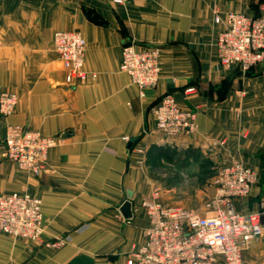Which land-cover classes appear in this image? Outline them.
Returning a JSON list of instances; mask_svg holds the SVG:
<instances>
[{
  "label": "crops",
  "instance_id": "obj_1",
  "mask_svg": "<svg viewBox=\"0 0 264 264\" xmlns=\"http://www.w3.org/2000/svg\"><path fill=\"white\" fill-rule=\"evenodd\" d=\"M264 1V0H262ZM261 2V1H260ZM259 0H0V92L19 101L8 122L58 143L40 176L2 156L0 194L27 191L42 200L43 245L0 232V264H128L149 217L141 203L155 180L147 151L185 147L256 170L257 181L235 208L249 212L264 199V63L252 73L218 66L214 39L229 12L255 15ZM259 8V7H258ZM76 29L86 39V81L66 82L54 34ZM124 37L138 47L161 46L157 86L141 97L121 68ZM198 90L185 94L186 87ZM197 111L192 136L166 137L152 106L165 93ZM227 139L226 145L217 144ZM223 161V162H224ZM130 200L132 216L120 208ZM245 264H264V230L244 250Z\"/></svg>",
  "mask_w": 264,
  "mask_h": 264
},
{
  "label": "built area",
  "instance_id": "obj_2",
  "mask_svg": "<svg viewBox=\"0 0 264 264\" xmlns=\"http://www.w3.org/2000/svg\"><path fill=\"white\" fill-rule=\"evenodd\" d=\"M123 3L124 0H113ZM216 36L219 63L229 70L247 73L264 63V4L259 13L248 15L229 12ZM54 46L67 71L68 82L86 81L84 68L86 40L76 30H59ZM159 48H138L134 40H125L121 68L138 88L139 95L157 85L161 74ZM191 86L185 94L193 93ZM18 95L0 92V114L5 136L2 156L27 173L40 176L48 162L49 150L58 140L40 131L8 122L16 110ZM157 129L167 138L192 136L197 128V113L183 108L171 92L152 106ZM257 180V172L241 160L221 165L213 178L215 194L208 203L209 211H199L180 204L165 202L155 189L142 202L149 224L142 232L141 242L133 247L128 264H245L244 250L259 239L264 230V199L254 211L235 208V201L247 197ZM0 231L16 238L58 246L65 238L44 239L42 200L27 191L0 194Z\"/></svg>",
  "mask_w": 264,
  "mask_h": 264
},
{
  "label": "rangeland",
  "instance_id": "obj_3",
  "mask_svg": "<svg viewBox=\"0 0 264 264\" xmlns=\"http://www.w3.org/2000/svg\"><path fill=\"white\" fill-rule=\"evenodd\" d=\"M259 2H260L259 6L258 5L255 6L256 4H254V6L252 7V9H254L253 11H255V12L258 11L261 8V6L264 4V1H262V0H259ZM72 30H76V29H72ZM76 31H79V30H76ZM79 32L82 34L81 31H79ZM217 32H218V29L216 31V36H217ZM124 39L133 41V39L130 37L129 38L124 37ZM215 41H216V37L214 39V45L216 48ZM135 45L138 47L136 42H135ZM153 46H155L156 48H159V51H160L159 57H160V61H161V50H162L161 46H159V45H153ZM53 47H54L55 56H57L58 53L55 50L54 38H53ZM138 48H142V47H138ZM143 48H145V47H143ZM216 55H217V51H216ZM217 63H218V66H220L221 68H224L227 71H231V70L223 67L219 63L218 58H217ZM260 65H258V66H260ZM258 66H256V67H258ZM62 67H63V65H62ZM256 67H254L253 70ZM63 69H64V72L66 75V78H65L66 82H68L67 71L65 70L64 67H63ZM235 70L239 71L238 69H235ZM161 73H162V62H161ZM240 73H242V72H240ZM242 74H245V73H242ZM160 78H161V74H160ZM75 80H76V78L74 79V81ZM191 86L195 87L196 91L198 90V87L196 85H191ZM191 86H188V87H191ZM188 87H186V88H188ZM162 96H160V98ZM18 101H19V98H18ZM17 105H18V103H17ZM16 108H17V106H16ZM196 113H197V111H196ZM0 116H1V114H0ZM12 124H14V123H12ZM3 144H4V142H3ZM217 144H221L224 146L227 144V139L221 140L220 143L215 142L213 145L216 146ZM171 148L177 151V154L175 155L173 161H168L167 159L162 158L159 160H153V161L149 162L150 169H151V177L155 180L154 190L155 189L159 190L160 198L162 200H164L165 202L180 204V205H183L185 207H189V208H192L194 210H197L201 214H206L209 211L208 203L211 201V199L213 198V196L215 194V187L213 185V178L215 176V173L217 172V169L221 165L228 163V162H231L233 160L224 161L221 158L216 159V158L211 156V151L202 152L200 149L194 147L193 145L180 147L178 149L176 146L171 147ZM28 174L36 177V175H33L31 173H28ZM257 177H258V174H257ZM247 197H245V198H247ZM141 206H142V203H141ZM2 233H4V232H2ZM44 233H45V223H44ZM31 241H33V240H31Z\"/></svg>",
  "mask_w": 264,
  "mask_h": 264
},
{
  "label": "trees",
  "instance_id": "obj_4",
  "mask_svg": "<svg viewBox=\"0 0 264 264\" xmlns=\"http://www.w3.org/2000/svg\"><path fill=\"white\" fill-rule=\"evenodd\" d=\"M252 71H253V68L251 70H249L247 73H252ZM237 72H239V71H237ZM160 99H161L160 97L158 99H156L154 104L156 102H158ZM176 154H177V151L172 149L168 145L153 144L147 151V158H148L149 162L153 161V160H159L162 158L167 159L168 161H173Z\"/></svg>",
  "mask_w": 264,
  "mask_h": 264
},
{
  "label": "water",
  "instance_id": "obj_5",
  "mask_svg": "<svg viewBox=\"0 0 264 264\" xmlns=\"http://www.w3.org/2000/svg\"><path fill=\"white\" fill-rule=\"evenodd\" d=\"M3 136H5V128L3 130ZM122 214L125 218H130L132 216V203L130 200H126L121 208H120Z\"/></svg>",
  "mask_w": 264,
  "mask_h": 264
}]
</instances>
